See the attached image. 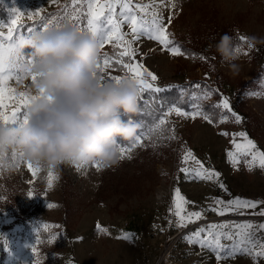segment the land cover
<instances>
[{"label": "rangeland", "instance_id": "rangeland-1", "mask_svg": "<svg viewBox=\"0 0 264 264\" xmlns=\"http://www.w3.org/2000/svg\"><path fill=\"white\" fill-rule=\"evenodd\" d=\"M0 2L7 13V19L0 18V22L5 23L14 18L13 8L23 13L20 22L24 25L39 19H29V13L39 11L45 16L61 12L65 5L72 11L71 0H59L56 5L49 0ZM174 2L175 9L161 5L159 0H155L154 6L163 12L165 19L170 12L173 14L168 32L183 55H171L157 41L142 36L132 45L136 49L135 60L157 76L155 84L166 90H183L192 99L191 105L202 107L214 121L209 123L202 116L193 119L173 112L165 118L164 125L155 128L150 136L145 135L144 146L134 148L131 159H120L112 167L99 163V169L97 163L61 165L52 170L58 179L52 180L51 188L49 170L39 169L33 176L27 163H17L18 157L10 154L8 160L13 167L0 166V264H34L35 260L40 264H254L252 257L243 252L218 262L213 252L189 244L184 237L212 224L264 223V217L250 214L256 210L223 216L210 210L216 207V199L240 197L264 201V169L254 166L250 171L243 157L234 165L227 155L235 151L233 139L241 142L242 138L235 135L240 132H246L258 149L264 151V43L249 49L247 42L250 36L264 40V0ZM131 3L137 11L138 3L149 5L153 0H131ZM152 10L149 8L148 13ZM121 30L130 33L126 23ZM3 31L7 33V28ZM224 33L234 37L236 48L239 45V59L235 61L238 75H233L228 63L215 51L214 45ZM239 37L246 40L240 41ZM113 53V43L105 44L101 63L104 54ZM23 69L19 70V81H9L17 94L28 91L32 83L30 77H24ZM102 74L110 79V76L124 77L126 72L114 64ZM206 91L211 92L207 98ZM143 94L138 98L153 106L155 102L145 99ZM223 98L229 100L232 112L243 118L240 123L235 122L228 110L215 107ZM15 107L11 103L8 112ZM225 116L227 119L222 121ZM224 132L228 135L221 134ZM189 150L205 169L220 173L219 182L227 191L215 179H199L191 172L180 171L181 167L190 170L200 167L191 158L182 162ZM176 188L189 202L182 206V215L201 211V219L186 226L178 224L173 204ZM29 191L33 196H28ZM50 204L55 207H49ZM43 224L49 227L45 230ZM124 234H130L131 239L121 238ZM260 236L264 232L257 234V238ZM33 246L37 249L35 254ZM259 264H264V259Z\"/></svg>", "mask_w": 264, "mask_h": 264}, {"label": "snow or ice", "instance_id": "snow-or-ice-1", "mask_svg": "<svg viewBox=\"0 0 264 264\" xmlns=\"http://www.w3.org/2000/svg\"><path fill=\"white\" fill-rule=\"evenodd\" d=\"M49 2L56 5L59 0H49ZM159 3L169 9L176 8L174 0H167V3L165 0H159ZM154 4L155 0H153V4L149 5L138 3L136 5L137 11H134L131 0H71V12L68 11V6L65 5L61 12L52 13L47 16H41L39 11L29 13V19L39 17V19L34 20L33 24L29 25H24L20 22V17L23 13L19 9L13 8L11 13L14 18H11L10 22H0V123L5 125L26 123L28 120L27 109L31 100L35 98L30 96L28 91H21L17 94L16 89L9 85V81L13 79L19 81L21 79L19 72L21 67L27 69L24 72L25 78L30 77L32 82L36 80V76L30 71V66L34 62L31 53L19 52L17 50V41L36 34L59 31L65 27L76 28L81 34L91 36L97 41L100 49H103L105 44L113 43V55L104 54L102 63L99 61L97 65L101 73H104L107 68L113 67L114 64L119 65L126 72V75L124 77L110 76V80L119 84L122 80L131 78L136 82L139 94L148 92L151 101H157L159 94L165 92L166 88L155 84L154 82L158 79L157 76L135 60L136 49L133 48V43L138 41L142 36H147L148 39L157 41L163 47V50L168 51L171 55L180 56L183 53L175 41L170 38L171 33L168 32L173 14L170 12L167 19H165L163 12L157 10ZM117 7H119L118 15ZM149 8L153 9L151 13H148ZM148 15H150V19L147 18ZM125 23L129 25L130 33H125L121 30V26ZM4 28H7V33L3 31ZM129 35L131 38H126ZM239 40L244 41L246 38L239 37ZM248 47L251 49L250 45ZM237 51L239 52V45H237ZM195 87L199 88L200 86L196 85ZM184 94V91L181 90V95L183 96ZM192 95L195 97L196 93ZM210 95L211 92L206 91L204 93L205 98ZM13 102L16 104V107L9 113L7 109ZM165 105L167 106L166 111L161 112L158 123L148 128L147 133L149 136L155 128L164 125L165 118L173 112L179 116H191L193 119L196 116H202L207 122H213L212 115L205 112L202 107L196 104L191 105L194 109L191 112L184 111L176 102L161 101V107L163 108ZM215 107L228 110L235 117L236 123H240L243 119L235 112H232L227 98H223ZM21 109L24 111L22 112ZM226 119L227 117L225 116L222 118V121ZM140 128L142 131L137 135L135 142L130 147L119 146L120 159H124L125 157L131 159V151L138 146H144L142 140L145 138L146 133L143 130V121L140 122ZM221 134L228 135L227 132ZM235 135L241 137L242 140L241 142H237L236 139H233L232 143L235 151H229L227 154L230 162L237 165L239 159L243 157L250 171L254 166L264 169V151L258 149L256 143L248 138L246 132H240ZM189 158L200 167L192 170L188 167H181V172L185 174H190L191 172L196 178L215 179L219 182L220 173L215 170L205 169L190 150L186 152L182 162L187 163ZM95 166L98 169L101 167L99 163ZM27 167L33 176L37 175L39 171L38 167L33 166L31 163H27ZM53 179H58V176H54L52 170H49V188L53 186ZM219 186L227 191L222 182H219ZM28 196H33V193L29 191ZM187 203L189 202L181 195L180 189L176 188L174 190L173 204L176 209L175 215L179 217L178 224L180 226H186L187 223H192L202 218L201 211L187 212L185 215H182V206ZM214 203L216 207H212L210 210L216 211L221 216L229 212H238L243 215L245 214L244 210L247 209L256 210L250 214L264 217V201L235 197L227 201L216 199ZM49 207H55V205L50 204ZM41 227L46 230L49 225L43 224ZM55 227H59V225ZM97 227L99 228L100 226L98 225ZM262 232H264V223H221L209 225L207 228L201 227L186 235L184 239L189 244H198L202 249L213 252L218 262L223 259L233 258L238 252H243L245 255L252 257L254 264H259V261L264 259V236L257 238V234ZM121 238L131 239V235L124 234ZM55 239L56 237H52V240ZM222 240L232 241V243L225 244L222 243ZM36 251V247L33 246V254ZM34 264H40L39 260H35Z\"/></svg>", "mask_w": 264, "mask_h": 264}, {"label": "clouds", "instance_id": "clouds-1", "mask_svg": "<svg viewBox=\"0 0 264 264\" xmlns=\"http://www.w3.org/2000/svg\"><path fill=\"white\" fill-rule=\"evenodd\" d=\"M247 42L254 48L264 40L250 36ZM25 48L31 49L34 61L30 71L36 80L28 92L35 98L26 123H0V166L13 167L10 154L18 157L17 163L41 170L64 164L117 165L119 141L134 143L140 129L131 119L138 112L136 82L127 78L116 84L107 79L97 67L101 57L97 41L73 27L17 41L19 52ZM214 48L238 75L234 37L224 33Z\"/></svg>", "mask_w": 264, "mask_h": 264}, {"label": "trees", "instance_id": "trees-1", "mask_svg": "<svg viewBox=\"0 0 264 264\" xmlns=\"http://www.w3.org/2000/svg\"><path fill=\"white\" fill-rule=\"evenodd\" d=\"M49 14H52V13H48L45 16H47ZM0 18L3 20L7 19V13L5 11L4 5L1 2H0ZM33 22L34 21L27 23L26 25L33 24ZM29 52H31V49H29V48H25L23 50V53H29ZM143 96L145 99L151 100L149 93L146 92L143 94ZM161 101L176 102L185 111H189L192 108L191 107L192 99H190L186 94H184L182 96L180 90L177 88H173L171 90H166L165 92L160 93L159 99L157 101H155V104H153V106H150L148 103L146 104V102L139 97L138 98V112L135 115H133L131 117V119L134 122H138L139 124L141 121H143L144 122V129L143 130L145 131L146 134H147V130L150 126H153L156 123H158V118L160 117L161 112H162ZM159 107H160V109H159ZM164 107H167V106L165 105ZM205 107H206V110L208 111L209 105L206 104ZM123 118L125 120L129 119L128 116H124ZM141 131H142V129L140 128L138 134ZM119 144L122 146L129 145L128 142H124V141H119Z\"/></svg>", "mask_w": 264, "mask_h": 264}, {"label": "built area", "instance_id": "built-area-1", "mask_svg": "<svg viewBox=\"0 0 264 264\" xmlns=\"http://www.w3.org/2000/svg\"><path fill=\"white\" fill-rule=\"evenodd\" d=\"M176 238V237H175ZM173 240V239H172ZM172 240H170V241H172Z\"/></svg>", "mask_w": 264, "mask_h": 264}]
</instances>
